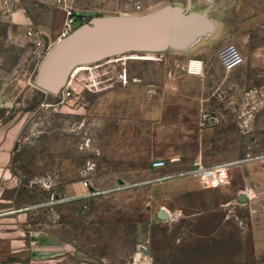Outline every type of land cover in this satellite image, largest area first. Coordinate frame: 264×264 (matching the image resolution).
<instances>
[{
  "label": "rangeland",
  "instance_id": "rangeland-1",
  "mask_svg": "<svg viewBox=\"0 0 264 264\" xmlns=\"http://www.w3.org/2000/svg\"><path fill=\"white\" fill-rule=\"evenodd\" d=\"M8 1L29 18L21 28L0 22V133H16L0 182L11 174L33 198L15 208L35 209L53 194L67 198L56 204L66 210L59 224L68 228L73 264H264L263 65L247 78L243 65L227 71L219 59L229 43L244 57L264 50V19L246 36L239 22L229 30L228 20L211 12L225 24L194 51L78 67L63 101V91L45 93L35 77L40 50L52 47L71 19L74 30L89 17L181 0ZM226 1L213 0L223 17L230 16ZM192 60L203 61V74L189 71ZM156 158L168 167L152 170ZM197 158L233 163L230 183L211 186L187 173ZM242 192L249 195L244 203ZM162 207L170 220L158 219Z\"/></svg>",
  "mask_w": 264,
  "mask_h": 264
},
{
  "label": "water",
  "instance_id": "water-1",
  "mask_svg": "<svg viewBox=\"0 0 264 264\" xmlns=\"http://www.w3.org/2000/svg\"><path fill=\"white\" fill-rule=\"evenodd\" d=\"M211 12L228 18L213 0H181L144 13L89 17L49 48L38 65L35 85L45 93L59 95L78 67L133 54H189L222 30L225 23ZM238 199L244 203L249 195L242 192ZM157 217L168 221L171 214L162 207Z\"/></svg>",
  "mask_w": 264,
  "mask_h": 264
},
{
  "label": "crops",
  "instance_id": "crops-1",
  "mask_svg": "<svg viewBox=\"0 0 264 264\" xmlns=\"http://www.w3.org/2000/svg\"><path fill=\"white\" fill-rule=\"evenodd\" d=\"M226 6L227 10L230 11V16H228L226 22L228 29L230 30L233 25L239 22L240 29L238 30L246 36H250L259 21L264 19V0H227ZM8 10L10 11L9 14L7 13ZM231 11L235 13L232 14ZM0 22H6V24L10 22L14 28H21L29 24V18L18 3H13L11 8L8 9L5 3L0 0ZM235 31L238 33L237 29ZM244 58L245 62L242 65L245 68L242 69V75L246 74L245 77L248 78L250 73L257 74V70L259 71L258 66L261 64L263 67L261 66L262 70L259 76L264 81V50H250ZM41 59L37 65H39ZM257 76L258 74L255 78ZM230 104L236 103L231 101ZM244 120H249V118L245 117ZM12 131L0 133L1 176L7 174L6 171L9 170L10 162L15 153L16 133ZM153 160L155 159L151 160L150 168L152 170H162L152 167ZM10 175L9 179L0 182V202H5L0 204V210L9 209L4 207L7 202L14 205L15 208L17 205L26 207L33 201L32 197L26 196L27 187L22 186L17 177ZM195 176L200 179L198 175ZM74 188L77 190V186ZM91 190L93 191L92 188ZM84 195L85 192L81 194V196ZM44 199L47 198L44 197ZM46 202L47 200L35 209H23L20 212L0 218V264H73V261L67 257L70 244L66 239L68 228L59 224L67 216L66 210H63L64 205H47Z\"/></svg>",
  "mask_w": 264,
  "mask_h": 264
},
{
  "label": "built area",
  "instance_id": "built-area-1",
  "mask_svg": "<svg viewBox=\"0 0 264 264\" xmlns=\"http://www.w3.org/2000/svg\"><path fill=\"white\" fill-rule=\"evenodd\" d=\"M3 1L5 2V4L9 3L8 0H3ZM73 21H74L73 19L70 20V22L68 23L66 29L63 31L62 36L60 38L64 37L67 31L68 32L72 31L71 27H72ZM37 44L38 46H41L42 42H38ZM49 48L50 47H48L45 50V48L42 47V49L39 52V57L43 58L44 55L49 50ZM219 58L222 62V65L227 71H232L238 66H241L242 64H244L245 62V58L243 54L241 53L240 49L233 43H229L219 50ZM193 61H197V60H192V62ZM199 62L203 64V61H199ZM191 63L189 65V71L192 73H197V71H194L195 70L194 68L192 69ZM71 78L68 82L67 87H69L71 84ZM69 95L70 93L64 92L62 95V100L64 101L67 97H69ZM232 164L233 163H222V164L209 165V164L204 163L202 159H195L191 163V165L185 169V171L187 173L198 175L200 179L203 181V183L207 185L221 187V186H225L230 183V168L233 166ZM151 165L154 169H164L167 166V162L164 159H155L152 161ZM84 185L88 186V183L85 182ZM66 200L67 198L65 197H59V196L56 197L53 194L52 196H50V198L47 199L46 204L53 205L56 203L64 202ZM22 210L23 209H17V208L4 209V210L2 209L0 210V218L6 215L20 212Z\"/></svg>",
  "mask_w": 264,
  "mask_h": 264
},
{
  "label": "bare ground",
  "instance_id": "bare-ground-1",
  "mask_svg": "<svg viewBox=\"0 0 264 264\" xmlns=\"http://www.w3.org/2000/svg\"><path fill=\"white\" fill-rule=\"evenodd\" d=\"M200 60L197 61H193L192 64V69L194 68V71H197V74H203L204 71V66L201 62H199ZM234 165V164H232ZM169 211V210H168Z\"/></svg>",
  "mask_w": 264,
  "mask_h": 264
}]
</instances>
